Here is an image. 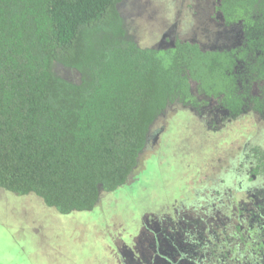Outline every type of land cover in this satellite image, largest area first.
<instances>
[{"label": "trees", "instance_id": "1", "mask_svg": "<svg viewBox=\"0 0 264 264\" xmlns=\"http://www.w3.org/2000/svg\"><path fill=\"white\" fill-rule=\"evenodd\" d=\"M121 1L0 0V190L63 216L94 212L103 194L129 188L154 121L194 101L190 82L240 105L233 57L144 47ZM219 10L242 22L264 68V0H220Z\"/></svg>", "mask_w": 264, "mask_h": 264}, {"label": "flooded vegetation", "instance_id": "2", "mask_svg": "<svg viewBox=\"0 0 264 264\" xmlns=\"http://www.w3.org/2000/svg\"><path fill=\"white\" fill-rule=\"evenodd\" d=\"M123 2L118 11L126 20L120 11ZM188 5L187 17L184 6L178 9L171 25L157 32L153 43L144 47L167 49L171 42L190 43L204 52L228 53L234 59L231 74L242 94L241 103H223L222 96H207L198 90L196 82H190L194 101H176L167 107L150 127L144 153L149 151L154 161L162 159L158 148L166 145L163 136L177 123L172 121L177 116L171 119L167 112L176 106L187 115L183 118L197 120L196 130L215 134L237 129L242 131L245 142L238 156L230 160L229 168L220 170L218 178L209 185H190L192 176H188L182 191L172 190L170 194L175 195L171 198L155 199L148 208L150 212L140 213L143 214L135 237L120 245L116 243L117 237H113L111 242L116 251L113 263L264 264V81L258 77L264 70L260 62L263 53L260 48L250 51L245 26L241 21L224 18L219 10L220 0H192ZM190 24L189 30L181 31L182 26ZM250 119L256 122L253 127L248 125ZM250 129L260 135V140L250 142ZM163 149L174 164L181 161L177 158L180 154L189 160L194 157L184 152L183 147L176 153L172 140ZM136 173L131 174L128 184L138 179ZM154 210L158 213H153ZM133 230L134 227L129 231Z\"/></svg>", "mask_w": 264, "mask_h": 264}, {"label": "rangeland", "instance_id": "3", "mask_svg": "<svg viewBox=\"0 0 264 264\" xmlns=\"http://www.w3.org/2000/svg\"><path fill=\"white\" fill-rule=\"evenodd\" d=\"M189 3L192 0H124L120 11L135 31L136 39L145 46L153 43L157 32L171 25L183 6L187 17ZM191 24L182 26L181 31L189 30ZM58 73L73 81L78 79L77 74L65 70ZM180 110L176 106L167 112L171 119L177 116L172 120L177 123L168 129L162 142L168 148L172 140L176 153L183 147L194 157L189 160L180 154L177 158L181 161L174 164L163 149L165 146L158 148V154L162 153L158 162L150 158L149 151L143 153L135 170L139 180L132 187L103 194L94 212L63 216L44 206L37 197H19L0 190V264H114L113 237H117L119 245L135 237L143 214L140 213L148 210L155 199L171 198L175 195L170 194L172 190L182 191L184 180L190 175V185L196 187L217 179L220 170L238 156L245 142L242 131L202 133L195 129L197 120L183 118L187 115ZM247 122L250 127L256 125L253 119ZM248 135L250 142L261 138L252 129ZM192 192H188L190 199ZM133 227V232L129 231Z\"/></svg>", "mask_w": 264, "mask_h": 264}, {"label": "water", "instance_id": "4", "mask_svg": "<svg viewBox=\"0 0 264 264\" xmlns=\"http://www.w3.org/2000/svg\"><path fill=\"white\" fill-rule=\"evenodd\" d=\"M173 46H174V44L171 42L170 47H173Z\"/></svg>", "mask_w": 264, "mask_h": 264}]
</instances>
